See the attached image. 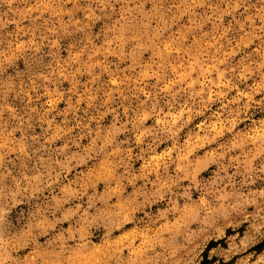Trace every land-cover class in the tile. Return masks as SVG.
<instances>
[{"label": "rangeland", "instance_id": "obj_1", "mask_svg": "<svg viewBox=\"0 0 264 264\" xmlns=\"http://www.w3.org/2000/svg\"><path fill=\"white\" fill-rule=\"evenodd\" d=\"M0 264H264V0H0Z\"/></svg>", "mask_w": 264, "mask_h": 264}]
</instances>
